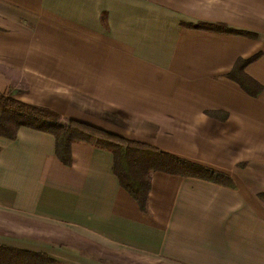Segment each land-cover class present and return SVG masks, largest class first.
<instances>
[{"label":"crops","instance_id":"0c3cea01","mask_svg":"<svg viewBox=\"0 0 264 264\" xmlns=\"http://www.w3.org/2000/svg\"><path fill=\"white\" fill-rule=\"evenodd\" d=\"M259 52L253 96L228 74ZM0 91L233 182L153 171L143 212L110 150L67 165L21 127L0 135V264H264V0H0Z\"/></svg>","mask_w":264,"mask_h":264},{"label":"trees","instance_id":"16d2710c","mask_svg":"<svg viewBox=\"0 0 264 264\" xmlns=\"http://www.w3.org/2000/svg\"><path fill=\"white\" fill-rule=\"evenodd\" d=\"M193 27L256 37L254 33L244 29H235L220 23L201 21ZM261 56L262 52H259L249 58H239L228 74L253 96L260 94L262 85L247 74L246 67ZM21 127L52 133L56 139V154L67 165L72 163L71 147L74 142H87L95 147L110 150L114 156V172L121 186L136 199L143 212H148L147 202L153 171L200 178L222 185L233 184L231 177L221 171L160 151L148 143L118 135L86 122L63 117L49 108L26 103L0 91V135L15 139ZM4 249L13 252L12 249L6 247ZM18 252L20 253L18 255H21L20 264H34L28 258L29 252ZM16 258L17 256L13 254H7L3 264H17Z\"/></svg>","mask_w":264,"mask_h":264},{"label":"rangeland","instance_id":"374dc122","mask_svg":"<svg viewBox=\"0 0 264 264\" xmlns=\"http://www.w3.org/2000/svg\"><path fill=\"white\" fill-rule=\"evenodd\" d=\"M262 260H264V258H262Z\"/></svg>","mask_w":264,"mask_h":264}]
</instances>
